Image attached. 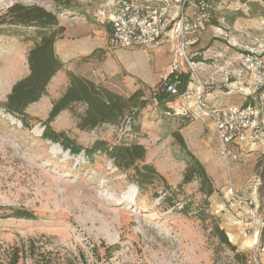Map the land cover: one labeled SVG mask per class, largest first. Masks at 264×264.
<instances>
[{"label":"rangeland","instance_id":"1","mask_svg":"<svg viewBox=\"0 0 264 264\" xmlns=\"http://www.w3.org/2000/svg\"><path fill=\"white\" fill-rule=\"evenodd\" d=\"M61 1L76 9L65 14L54 0H0V10L20 3L55 12L66 28L55 46L66 69L126 95L136 83L147 96L163 88L161 74L170 59L167 47L115 51L109 45L112 25L100 14L107 0ZM207 1L213 18L189 50L200 61L189 71V98L177 106H190V113L166 116L148 108L139 141L147 148L148 162L175 187L182 182L189 159L173 136L179 131L214 182L210 213L233 244L246 248L240 251L250 254L254 264H264V186L256 171L259 152L242 148L240 162L225 161L217 152L213 130L199 119V101L219 108L264 102V85H259L256 69L244 66L247 53L264 59V0ZM29 36L34 35L24 30L20 35L0 34V208L32 214L30 219H0V264H7L17 249L22 251L19 264H32L23 255L31 241L40 248L71 253L76 264H211L217 256L216 240L208 237L199 221L160 205V188L157 195L139 189L109 158L89 150L97 137L111 141L112 128L80 131L74 115L66 111L52 125L82 149L73 153L44 139L42 122L66 88L64 72L51 81L48 95L28 108L30 126L4 109L13 85L29 73L27 58L34 44V38L26 40ZM139 55L150 62L143 64ZM198 188L199 181L194 180L178 194L177 202L191 199L195 207L201 205L206 197ZM104 245L118 248L108 255ZM227 254L219 251L220 256Z\"/></svg>","mask_w":264,"mask_h":264},{"label":"trees","instance_id":"2","mask_svg":"<svg viewBox=\"0 0 264 264\" xmlns=\"http://www.w3.org/2000/svg\"><path fill=\"white\" fill-rule=\"evenodd\" d=\"M69 13L76 9L70 2L54 0ZM212 15L207 23L212 20ZM108 24L112 25L109 19ZM24 30L30 31L34 36V44L28 53L29 73L18 80L7 96L3 107L10 114L20 118V121L30 126L27 118L28 108L38 103L48 95V87L51 81L64 72L67 75V85L63 93L53 101L52 109L47 120L42 122L44 139L51 140L61 145L64 149L73 153L79 152L82 146L70 138L64 131H58L53 127V122L62 112H70L76 119V126L83 132H95L101 128H112V140L97 137L89 150L100 151L109 158L117 170L125 173L127 178L139 189L155 191L160 188V205H165L171 212L180 213L185 217L191 216L199 221L208 232V237L216 240L217 256L211 264H254L252 256L239 250L233 244L220 221L209 211V198L216 193L214 182L203 162L190 151L179 131L173 132L174 138L179 143L189 159L186 163L182 182L173 187L157 167L148 162L147 148L140 143L144 136L142 120L144 112L155 107L161 114H175L169 107L179 96L188 93L191 84L190 73L182 74L172 83L176 86V93H172L168 86L162 84L158 92L147 96L146 92L139 88L126 95L122 94L105 83L97 82L70 69H66L65 63L56 53V43L62 38L66 28L61 25L55 12L32 4H13L5 11L0 10V34L13 32L16 35ZM196 44V43H195ZM200 55V54H198ZM193 62H199L200 57L191 56ZM255 102H245L244 105ZM257 179L264 186V154L256 162ZM194 180L199 181V192L206 197L204 202L195 207L191 199L181 205L177 202L178 194H182L186 187ZM7 211H10L8 214ZM32 214L26 210L0 208V219L16 218L30 219ZM106 253L111 255L118 246H103ZM219 251L227 252L226 256H220ZM20 250H14L7 264H19ZM23 255L29 257L32 264H76L77 259L71 253H62L58 250L36 246L34 241L29 242ZM72 257V258H71ZM84 257V256H83Z\"/></svg>","mask_w":264,"mask_h":264},{"label":"built area","instance_id":"3","mask_svg":"<svg viewBox=\"0 0 264 264\" xmlns=\"http://www.w3.org/2000/svg\"><path fill=\"white\" fill-rule=\"evenodd\" d=\"M211 9L207 0H107L100 14L112 22L111 49L155 51L162 46L168 48L170 59L161 78L162 84L175 94L176 86L171 78L193 70L196 63L189 50L205 29ZM244 59V66L254 67L259 85H264V59L259 60L257 54L251 52ZM188 98V94L181 95L169 107L175 114L189 115L190 106L177 108ZM199 109V119L213 130L222 159L240 162L242 148L254 149L260 156L264 154L262 100L225 108L201 105L199 101ZM249 204L252 206L253 202Z\"/></svg>","mask_w":264,"mask_h":264},{"label":"crops","instance_id":"4","mask_svg":"<svg viewBox=\"0 0 264 264\" xmlns=\"http://www.w3.org/2000/svg\"><path fill=\"white\" fill-rule=\"evenodd\" d=\"M163 47H166V46H163ZM167 49H168V48H167ZM139 60L142 61L143 64H145V63L148 64V63L150 62V59L145 58L144 55H139ZM138 78H139V79H142L141 76H138ZM132 83H133V82H132ZM133 84H134V83H133ZM136 89H138V85H137V83H136V85L134 86V89L132 90V92H134ZM257 158L259 159V158H260V155H259ZM237 246H239V249L242 250V251H243V250H246V248H245L244 246H242V245L240 246V244H237Z\"/></svg>","mask_w":264,"mask_h":264},{"label":"bare ground","instance_id":"5","mask_svg":"<svg viewBox=\"0 0 264 264\" xmlns=\"http://www.w3.org/2000/svg\"><path fill=\"white\" fill-rule=\"evenodd\" d=\"M258 238H259V233L257 232L254 238V242L257 243L258 242Z\"/></svg>","mask_w":264,"mask_h":264}]
</instances>
